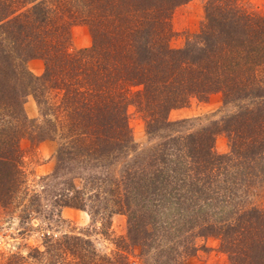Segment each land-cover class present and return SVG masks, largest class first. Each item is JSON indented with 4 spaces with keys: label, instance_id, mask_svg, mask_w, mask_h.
I'll use <instances>...</instances> for the list:
<instances>
[{
    "label": "trees",
    "instance_id": "1",
    "mask_svg": "<svg viewBox=\"0 0 264 264\" xmlns=\"http://www.w3.org/2000/svg\"><path fill=\"white\" fill-rule=\"evenodd\" d=\"M186 1L0 0L2 206L38 197L20 140L57 139L52 176L71 174L57 209L89 201L95 212L125 213L130 241L121 248L173 240L177 256L174 245L192 249L188 236H214L230 264H264V207L241 205L264 181V14L242 0H206L198 30L175 48L171 16ZM74 24L88 27L90 46L70 50ZM32 58L44 62L40 75L27 67ZM28 90L47 108L44 124L24 113ZM216 92L236 107L221 124L169 132L151 151H136L130 106L155 134L171 131V109ZM221 131L230 148L223 154L213 148ZM60 238L45 234V253L63 252L58 264H130L122 253L101 259L89 239Z\"/></svg>",
    "mask_w": 264,
    "mask_h": 264
},
{
    "label": "rangeland",
    "instance_id": "2",
    "mask_svg": "<svg viewBox=\"0 0 264 264\" xmlns=\"http://www.w3.org/2000/svg\"><path fill=\"white\" fill-rule=\"evenodd\" d=\"M205 2L206 0H188L174 8L171 16L174 31L170 39L172 47L184 46L187 37L198 30L203 19ZM241 3L254 12L264 14V0H242ZM91 41L90 31L85 24L71 26L70 50L90 46ZM27 67L34 75H40L44 70V62L41 58H32L27 61ZM53 100L51 98L49 102ZM235 108L232 104L224 105L219 92L210 94L207 100L192 97L186 105L169 111L168 119L173 122L171 131L164 129L151 134L147 132L143 118L130 106L129 126L136 151H151L161 141V136L169 132L187 134L201 127H215ZM23 110L28 118L34 119L37 124H44L42 113L47 108L43 102L39 104L36 101L32 90H28L23 97ZM57 145V139H45L37 143L27 137L20 140L23 167L27 185L31 190L29 192L36 193L38 197L30 199L28 194L22 197V203L28 204V208H24L22 203L11 207L0 204V264H9L12 256L22 257V264H58L56 260L63 252L56 253L52 250L51 253H45V243H48L45 234L58 240L63 234L89 239L101 259L106 256L113 260L117 253H122L130 264H230L228 255L219 248V239L214 236H188L187 241L192 249L184 248L183 243L174 245L179 250L177 256L170 249L173 240L162 241L158 246L127 245L126 248H121L119 245L130 241L125 213L113 212L108 216L100 206L95 212L89 206V201H86L84 208L61 206L57 209L55 200H59L65 192L67 184L64 181L71 176L67 173L68 169L62 171L63 176L59 178L52 176L56 165ZM213 148L219 154L229 151L225 132L215 134ZM76 185L80 187L81 182L76 181ZM248 192L241 205L264 207V181L253 185ZM167 251L169 257L173 255L172 260L164 253ZM66 259L72 260V256H66ZM104 259L103 264L106 263Z\"/></svg>",
    "mask_w": 264,
    "mask_h": 264
}]
</instances>
